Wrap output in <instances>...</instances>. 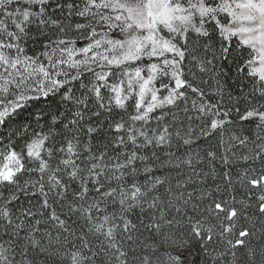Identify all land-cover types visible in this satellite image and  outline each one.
Returning <instances> with one entry per match:
<instances>
[{
  "label": "snow or ice",
  "instance_id": "6c2138e0",
  "mask_svg": "<svg viewBox=\"0 0 264 264\" xmlns=\"http://www.w3.org/2000/svg\"><path fill=\"white\" fill-rule=\"evenodd\" d=\"M0 264H264V0H0Z\"/></svg>",
  "mask_w": 264,
  "mask_h": 264
}]
</instances>
